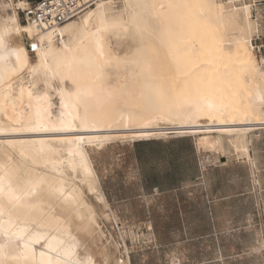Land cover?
<instances>
[{"label":"bare ground","instance_id":"1","mask_svg":"<svg viewBox=\"0 0 264 264\" xmlns=\"http://www.w3.org/2000/svg\"><path fill=\"white\" fill-rule=\"evenodd\" d=\"M234 1L123 0L116 10L98 0L53 27L20 23L15 10L0 21V264H95L78 255L69 222L94 236L84 189L105 204L87 146L194 133L217 152L229 137L250 158L247 135L264 128V64L250 6ZM23 36L38 43L34 60ZM122 44L135 54H109Z\"/></svg>","mask_w":264,"mask_h":264},{"label":"rangeland","instance_id":"2","mask_svg":"<svg viewBox=\"0 0 264 264\" xmlns=\"http://www.w3.org/2000/svg\"><path fill=\"white\" fill-rule=\"evenodd\" d=\"M21 1L12 0L10 4L8 0H0V21H4L13 10L17 12L16 7L20 6L18 4ZM113 1L115 9H121L123 0ZM217 1L227 6L225 0ZM257 1L258 10L252 13V16L250 11L249 16L253 24L250 41L257 30L260 41L264 44V0ZM234 4L236 7L248 5L242 1L237 3L234 1ZM238 14L242 17L241 11ZM18 17L20 23H26L20 14ZM22 41L27 45L30 39L23 36ZM111 41L115 44L116 39ZM124 47L126 48L124 44L115 47L109 54L115 53L119 58L135 54L134 51H125ZM252 52L257 62L261 64L256 52L253 50ZM30 57L32 60L35 59L32 53ZM141 104L142 102L139 101L137 106L132 107H138ZM122 107L124 105L118 102L110 105L113 110H119ZM257 133L260 134L258 141L264 143V129L250 131V135ZM183 134L187 133L150 136H156L155 140L159 142H167L174 138L194 139L200 151L215 153L214 158L218 163L221 161L219 156L228 158L230 152H236L240 157L248 158L242 152L240 144L235 145L236 142L233 141V143L229 137H226L223 142L227 150L217 152L208 145H199V138L203 135ZM247 136L248 146L249 133ZM141 142L143 140L136 138L113 140L102 147L101 145L87 146L99 188L105 197V204L96 202L94 197L84 189L85 195H88L87 199L95 206L98 213L99 228L94 231L95 233L93 232L95 234L92 235L93 237H89L82 227L77 225L79 223L77 218L75 216L70 218L69 222L72 223L70 228L76 227V231L72 229L71 231H74L73 233L77 236L80 257L92 255L95 264H113L114 262L121 264L126 258L130 264H264V217L257 218L256 223L252 221V225L247 217L253 206V199L252 204L249 198L236 204H215L212 220L207 217V208L203 202L204 191L200 185L193 187L192 192L196 196L193 200H188V195L185 193L182 198L186 201L179 205L171 202L169 197L159 202L149 192L141 190ZM181 147L183 148L184 145L178 146V148ZM16 155L18 154L12 151L10 157L18 162L20 157ZM257 159L259 165L257 180L260 185L256 193L258 211L264 207V192L260 190L261 181H264V149L257 155ZM241 172L244 175V165L241 167ZM228 173V171L223 172V176H228ZM228 184L226 181L217 184L214 187V194L229 193L237 187L242 188L245 196L249 194L245 189V181L238 186ZM58 205L60 204L55 205L56 209L59 208ZM233 217L238 219L234 222L231 220ZM233 226L236 228L235 231L232 230ZM0 237L3 238L2 235ZM112 241L117 248L113 247ZM7 244L12 246V249L17 246L16 241L11 238L8 239ZM34 246L38 250L43 244L38 243ZM105 253H111L109 258L105 257Z\"/></svg>","mask_w":264,"mask_h":264},{"label":"crops","instance_id":"3","mask_svg":"<svg viewBox=\"0 0 264 264\" xmlns=\"http://www.w3.org/2000/svg\"><path fill=\"white\" fill-rule=\"evenodd\" d=\"M262 129L264 128H257L251 132ZM259 137L260 134L250 135L249 132L247 146L249 159L245 156L240 157L236 152H230L228 158L219 156L221 159L219 163L214 158L215 153L200 151L194 139L174 138L167 142L155 140L157 137L141 139L143 140L141 142V190L149 192L159 202H162L165 197H169L171 202L179 205L186 201L182 198L185 193L188 195V200L195 199L196 196L192 192L193 187L200 185L204 191L203 202L207 208L206 214L211 220L214 219L215 204H236L248 198L252 204L253 199V206L247 214L252 225V221L256 223L257 218L264 217V207L258 211L256 209V193L260 186L257 180L259 166L257 155L264 149V143L258 141ZM182 145H184L183 148H178ZM199 145L202 146L200 142ZM225 149L227 150L226 147ZM242 165L245 167L244 175L241 172ZM225 171L229 172L228 176H223ZM224 181L229 183L228 185L232 183L233 186L235 184L238 186L242 181H245V189L249 194L245 196L241 187H237L229 193L214 194V187ZM261 187L260 190L264 192L263 180ZM236 219L238 218L233 217L231 220L235 222ZM235 229L233 226L232 230L235 231Z\"/></svg>","mask_w":264,"mask_h":264},{"label":"built area","instance_id":"4","mask_svg":"<svg viewBox=\"0 0 264 264\" xmlns=\"http://www.w3.org/2000/svg\"><path fill=\"white\" fill-rule=\"evenodd\" d=\"M98 0H22L23 5L17 7V13L21 15L26 23L38 25L41 28L53 27L78 16L88 7L94 5ZM228 0H225L227 2ZM247 3L252 13L258 10L257 0H236ZM256 30L251 38L252 50L256 52L258 60L264 64V44ZM38 48L37 42H29L27 50L34 53Z\"/></svg>","mask_w":264,"mask_h":264}]
</instances>
